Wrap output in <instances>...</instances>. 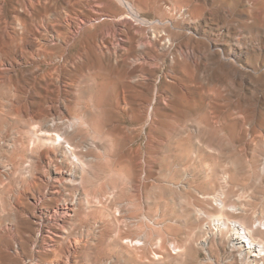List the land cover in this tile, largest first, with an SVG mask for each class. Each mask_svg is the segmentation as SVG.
Wrapping results in <instances>:
<instances>
[{
  "label": "rangeland",
  "instance_id": "rangeland-1",
  "mask_svg": "<svg viewBox=\"0 0 264 264\" xmlns=\"http://www.w3.org/2000/svg\"><path fill=\"white\" fill-rule=\"evenodd\" d=\"M218 216L264 223V0H0V264H262Z\"/></svg>",
  "mask_w": 264,
  "mask_h": 264
},
{
  "label": "bare ground",
  "instance_id": "bare-ground-1",
  "mask_svg": "<svg viewBox=\"0 0 264 264\" xmlns=\"http://www.w3.org/2000/svg\"><path fill=\"white\" fill-rule=\"evenodd\" d=\"M114 52H115V50L116 49H112ZM133 86V85H132ZM149 93V92H148ZM143 94V93H142ZM145 95V94H144ZM148 96V95H147ZM149 97V96H148ZM145 99V98H144ZM147 100V99H146ZM145 100V101H146ZM148 100H149V98H148ZM150 101V100H149ZM149 101H148V103H149ZM134 102H136V101H134ZM150 104V103H149ZM147 105V104H146ZM140 107V106H139ZM149 107V106H148ZM144 108H145V106H144ZM141 111H142V109H141ZM147 112V111H146ZM146 112L145 111H143L142 112V116H145L146 117ZM140 113V112H139ZM148 113V112H147ZM40 118V117H39ZM251 118V117H250ZM143 119H144V117H143ZM78 119H76V120H74L73 122H68V123H65V122H52L50 125H49V129H47V130H45V133H46V135H47V133H50V132H54V134L53 133H51V134H49V135H47V140H48V142L49 143H51V145L52 146H54V147H57V146H60L61 145V142L60 141H63L64 140V138H63V140H62V135L63 134H66V133H70L71 131H73L74 129H75V127H77L76 125H78L77 124V121ZM253 120H254V118H253ZM55 121V120H54ZM149 121V120H148ZM41 123V122H40ZM253 123V122H252ZM36 124V123H35ZM42 125V124H41ZM45 125V124H44ZM46 125H48V124H46ZM45 125V126H46ZM36 126V125H35ZM37 127H39V126H37ZM36 127V128H37ZM35 128V129H36ZM40 128V127H39ZM43 128H44V126H43ZM42 128V129H43ZM41 131V130H40ZM44 131V130H43ZM261 131V130H260ZM42 132V131H41ZM60 132H62V134H60ZM54 135V137H51L50 135ZM41 135V134H40ZM42 135H44V134H42ZM252 137V136H251ZM65 139H66V136H65ZM40 140V139H39ZM46 140V141H47ZM40 142V141H39ZM64 142V141H63ZM44 146V145H43ZM48 147V146H47ZM54 149V148H53ZM52 156V155H51ZM54 159V158H53ZM57 160V159H56ZM54 161V160H53ZM55 162V161H54ZM55 165V164H54ZM54 168H55V166H54ZM57 169V168H56ZM60 169V168H59ZM59 169H58V173H59ZM61 173V172H60ZM206 185V184H205ZM219 200V199H218ZM215 201V200H214ZM220 201V200H219ZM216 202V201H215ZM223 203H221V205H222ZM216 205H217V203H216ZM220 204H219V202H218V207L221 209V207L219 206ZM228 207V206H227ZM236 207H232L230 210L231 211H236L237 209H235ZM226 209V208H225ZM237 214H239V213H237ZM220 219H219V218ZM217 218L218 219H216L215 218V220H213L212 221V226L213 227H215L216 229H217V231L219 230V232H223L224 233V231H226L227 229H231L233 232H234V237L231 239V245H232V250L235 252V254L237 253V255H239V256H243L244 255V253H246V252H249V254L251 253L253 256H255V257H260L259 259H260V262H262V264H264V262H263V259H261V256L262 257H264V245L263 244H259V243H257V242H255V241H253V239H252V237H251V235L253 234L252 233V231L253 230H257V229H260V230H264V229H262V227L261 226H263L264 225V223H262V222H258V224L257 223H255V224H253V227H252V229L251 230H248V229H246L247 228V226H246V228L242 225V224H240L239 223V221H232V222H229V223H227V222H225V221H223V220H221L222 218V216L220 217V216H218ZM214 218V217H213ZM227 221V220H226ZM205 225V224H204ZM210 227V226H209ZM208 231V230H207ZM211 233V232H210ZM129 244V243H128ZM136 245V244H135ZM259 262V261H258Z\"/></svg>",
  "mask_w": 264,
  "mask_h": 264
}]
</instances>
